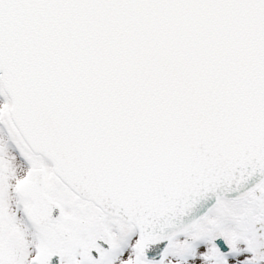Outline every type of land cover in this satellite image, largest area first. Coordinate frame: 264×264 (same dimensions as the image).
<instances>
[{
	"label": "snow or ice",
	"instance_id": "1",
	"mask_svg": "<svg viewBox=\"0 0 264 264\" xmlns=\"http://www.w3.org/2000/svg\"><path fill=\"white\" fill-rule=\"evenodd\" d=\"M0 264H264V0H0Z\"/></svg>",
	"mask_w": 264,
	"mask_h": 264
}]
</instances>
